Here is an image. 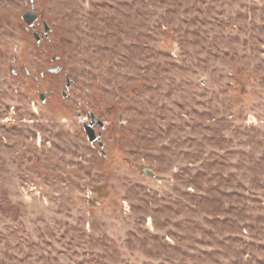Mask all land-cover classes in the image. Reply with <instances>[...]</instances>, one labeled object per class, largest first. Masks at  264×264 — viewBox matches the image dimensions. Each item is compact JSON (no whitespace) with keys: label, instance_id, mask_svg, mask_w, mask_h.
<instances>
[{"label":"rangeland","instance_id":"1","mask_svg":"<svg viewBox=\"0 0 264 264\" xmlns=\"http://www.w3.org/2000/svg\"><path fill=\"white\" fill-rule=\"evenodd\" d=\"M35 5L39 46L0 0V264H264V0Z\"/></svg>","mask_w":264,"mask_h":264},{"label":"flooded vegetation","instance_id":"2","mask_svg":"<svg viewBox=\"0 0 264 264\" xmlns=\"http://www.w3.org/2000/svg\"><path fill=\"white\" fill-rule=\"evenodd\" d=\"M36 1L37 0H29V3L31 6L29 9H27L26 11L21 13V20H22L25 31L28 33H31L32 38L35 41V44L37 46H39L42 44L43 41H49L50 40L49 35L52 32V27L44 19L43 12L37 11L36 5H35ZM60 60H61V57L59 55L53 56L51 58V61L54 62V64L51 66H48L44 71H41L38 78L44 79L47 75H49V76L60 75L64 71L65 88L60 91V95H61L62 99H67L69 97V93H70V90L72 88V84L77 81L78 77L76 75L71 76L68 70H64V66ZM12 73L15 74L16 71L13 69ZM27 74H29V73L27 72ZM68 84H70L69 87L67 86ZM56 94H57V92H55V90H49V91L40 90L37 95H38L39 100L43 104H45L47 102L48 98H51V97L53 98ZM78 117L82 123L85 134H86V131H85L84 125H88L94 118L95 119V125L93 126V129H94L96 135H98L100 132L102 133V135H101V139H102L103 130H105V128H106L104 121L97 118L93 112L89 113V118L87 120L83 119L80 114H78ZM98 120L104 125V128L101 127ZM96 127L99 128L98 131H96V129H95ZM86 136H87V134H86ZM87 139H88V137H87ZM88 141H89V139H88ZM89 143L92 146H94V144L97 143L99 146L98 141H95L94 143H91L89 141ZM100 151H101V149H100ZM100 154L105 155L101 152H100Z\"/></svg>","mask_w":264,"mask_h":264},{"label":"water","instance_id":"3","mask_svg":"<svg viewBox=\"0 0 264 264\" xmlns=\"http://www.w3.org/2000/svg\"><path fill=\"white\" fill-rule=\"evenodd\" d=\"M68 87L70 86V84L67 85ZM99 121V120H98ZM100 125L102 128H104V125L99 121ZM95 125V119L93 118V120L88 124V125H84L87 137L89 139V141L91 143H94L95 141H98L100 149H101V153L105 154L104 150H103V143H102V139H101V135L102 133L100 132L98 135H96L93 126ZM140 170L142 171V173H144L147 176H150L152 178H157V176L150 170L149 167L147 166H141Z\"/></svg>","mask_w":264,"mask_h":264}]
</instances>
